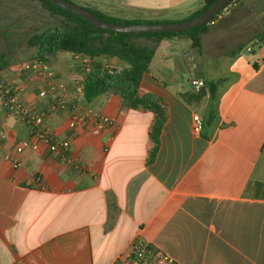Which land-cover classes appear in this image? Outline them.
Wrapping results in <instances>:
<instances>
[{
	"label": "crops",
	"instance_id": "1",
	"mask_svg": "<svg viewBox=\"0 0 264 264\" xmlns=\"http://www.w3.org/2000/svg\"><path fill=\"white\" fill-rule=\"evenodd\" d=\"M202 6L203 0H143V10H134L143 15L125 18L182 20ZM261 37L264 0H243L208 23L199 51L180 35L143 43L155 53L139 90L167 103L151 163L152 112L125 108L110 91L90 101L83 95L74 101L82 111L100 110L115 125L70 130L68 111L50 110L39 95L43 81L12 59L0 81L21 84L29 106L71 140L78 163L60 160L42 143L18 155L29 127L6 115L0 97V264H113L137 237L177 264H264V46L244 50ZM80 57H49L66 87L56 94L66 102L93 66H128L117 57L87 56L86 70ZM192 76L220 81L216 119L200 132L193 115L202 119L206 98L188 104L180 96L193 90Z\"/></svg>",
	"mask_w": 264,
	"mask_h": 264
},
{
	"label": "trees",
	"instance_id": "2",
	"mask_svg": "<svg viewBox=\"0 0 264 264\" xmlns=\"http://www.w3.org/2000/svg\"><path fill=\"white\" fill-rule=\"evenodd\" d=\"M55 14L63 17V26L56 39L51 44H44L42 36L36 35L31 42L40 45V52L35 57L49 62V57L58 51L69 53H80L87 56H111L117 57L127 63L128 66L118 69L109 65L97 64L84 75V97L90 101L93 97L106 91L117 94L121 104L125 108L135 110H148L153 114V121L149 130L151 147L148 151L147 163H151L159 149L160 134L166 120L167 103L163 97L151 93H141L139 84L143 74L148 70L154 57L155 48L138 42L140 38H152L158 43L161 39L173 36H186L191 40V46L196 50L201 47V35L206 30L208 22L196 28L178 32H147L130 34L126 32H115L112 30L98 28L81 16L66 11L48 0H41ZM216 0H203V6L182 19L192 18L210 6ZM92 11L99 18L114 23H157L173 22L180 20L172 19H144L123 18L106 14L100 10L83 6ZM58 29V28H56ZM12 57L0 51V70L8 66ZM220 81L206 82L207 93L202 94L195 90H189L180 94L181 98L188 104H201L206 98V105L202 117L204 123L210 124L216 119L218 86Z\"/></svg>",
	"mask_w": 264,
	"mask_h": 264
},
{
	"label": "built area",
	"instance_id": "3",
	"mask_svg": "<svg viewBox=\"0 0 264 264\" xmlns=\"http://www.w3.org/2000/svg\"><path fill=\"white\" fill-rule=\"evenodd\" d=\"M243 0H230L229 3L216 15L219 17L223 13L229 12L232 8L238 6ZM264 46V37L256 38L253 43L245 47V51H253L256 48ZM82 55V67L89 69V59L87 55ZM19 71H31L38 76L44 83V88L39 92L40 96L45 97L48 102V108L64 109L69 113L68 127L70 130H76L78 127L90 124L96 131L110 128L115 125L114 119L100 110L82 111L74 103L84 94V84L78 80L70 89L72 101L66 102L59 97L56 92L58 89H66L65 85L59 81L54 74L53 69L48 62L39 57H34L26 62L17 64ZM190 84L193 90L199 92L201 87L206 86L204 78H190ZM22 86L18 82L0 81V97L4 106L6 115L14 117L29 127L30 139L23 140L16 147V153L19 155L24 149H36L40 143L44 144L48 151L60 160L76 165L77 159L72 154L71 140L69 138H60L48 125L46 114L37 112L29 106L22 97ZM203 129V121L199 114L193 115V130L200 132ZM18 155L11 158L14 164L20 162ZM35 182L40 183V178L35 177ZM113 264H177L173 258L165 254L160 249L143 242L140 238H135L131 244V250L128 256L119 257Z\"/></svg>",
	"mask_w": 264,
	"mask_h": 264
},
{
	"label": "rangeland",
	"instance_id": "4",
	"mask_svg": "<svg viewBox=\"0 0 264 264\" xmlns=\"http://www.w3.org/2000/svg\"><path fill=\"white\" fill-rule=\"evenodd\" d=\"M70 1L118 17L143 15L134 12L143 10V0ZM63 20L41 0H0V51L8 53L16 63L26 62L40 52V45L32 43L31 39L40 35L44 44L53 43L61 29L59 27L63 26ZM138 42L151 44L154 41L142 37Z\"/></svg>",
	"mask_w": 264,
	"mask_h": 264
},
{
	"label": "water",
	"instance_id": "5",
	"mask_svg": "<svg viewBox=\"0 0 264 264\" xmlns=\"http://www.w3.org/2000/svg\"><path fill=\"white\" fill-rule=\"evenodd\" d=\"M58 7L77 14L88 21L90 24L107 30H112L115 32H126L130 34L137 33H147V32H178L186 31L193 28H196L202 24L208 22L213 16L217 15L228 3L230 0H216L210 6L207 7L204 11L198 15L180 21L173 22H157V23H132V24H123V23H114L108 22L97 15H95L89 9L78 5L70 0H48ZM199 92L202 94L206 93V86L201 87Z\"/></svg>",
	"mask_w": 264,
	"mask_h": 264
}]
</instances>
